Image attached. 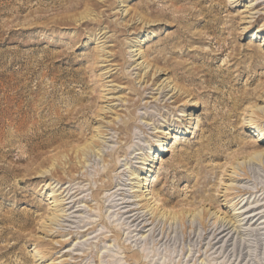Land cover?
Instances as JSON below:
<instances>
[{"label": "rangeland", "instance_id": "rangeland-1", "mask_svg": "<svg viewBox=\"0 0 264 264\" xmlns=\"http://www.w3.org/2000/svg\"><path fill=\"white\" fill-rule=\"evenodd\" d=\"M54 76L90 107L84 138L104 133L98 155L76 166L84 179L68 199L67 164L57 183L37 177L36 163L24 173L35 160L16 162L18 148L3 154L15 108L50 92ZM261 93L264 0H0V167L23 170H0V264H264V154L255 153L264 142L244 126L252 115L264 131ZM149 151L153 180L141 188L145 179L130 174L144 176ZM110 176L113 185L96 191ZM51 191L70 201L58 225L48 220L61 214ZM130 208L149 213L143 232L128 229ZM217 217L235 225L218 243Z\"/></svg>", "mask_w": 264, "mask_h": 264}, {"label": "bare ground", "instance_id": "bare-ground-1", "mask_svg": "<svg viewBox=\"0 0 264 264\" xmlns=\"http://www.w3.org/2000/svg\"><path fill=\"white\" fill-rule=\"evenodd\" d=\"M82 2H83V0H78L79 4H81ZM84 17H87V16H83L82 18H84ZM259 31L260 30L257 29L256 32H259ZM103 34H105V33H103ZM146 35L147 36L149 35V28L142 31V36L135 37L136 40L133 43L131 42L132 43L131 47H135L139 43L144 41L145 40L144 37ZM139 49L132 50V52L138 51ZM135 55H137V54H134L133 56H135ZM137 65L144 66L140 62H137ZM146 67L147 66L145 65L142 69H145ZM210 77H211V75H210ZM59 80H61V85H63L64 82L66 81V80H64L63 76H61V77L59 76V78L56 76L52 77L51 82L53 83V86H52L53 89L50 92L46 91V92L40 93L41 97L39 99H35L33 96V98H31L29 101H27L25 103L26 109H23L22 105L21 106L17 105L20 108H19V110L15 108L14 112L19 111V119H16L13 116L10 117L11 118L10 119V131L8 133V136H7L8 138L5 142V144H6L5 146H7L9 149L7 151H5L3 154H5L7 157H10V156H12L11 154L13 153L14 149L18 148V153H17L18 158H17L16 162H26L27 160L28 161L29 160H35V161L30 163L28 166L26 165L27 167L24 166V167H26V169H24V171L21 170L18 166H17L18 168L13 167L12 169H3L2 167H0V170H2L4 173L10 174V175H15V174L18 175L21 171H23L24 173H26V172L31 173V172L35 171V168H33L32 165H34L36 163L37 172H34V174H37L36 175L37 177H41V178H45L48 176L52 177V178L56 177L57 183H62L63 179L58 176V173L60 172V169L62 170V172H64L65 171V165L67 164L69 167L68 171H69V173H72V174H71L70 178L65 182L63 189H61L60 195L62 198H65L66 196H68L67 197V199H68V198H72L73 196L77 195V192L79 190V189L76 190L73 187V184L75 183V181L80 180V179H84V175H83V177L78 175L76 178L73 175L74 172H79V169H77L76 166L78 164H81L82 165L81 167H83L85 162L90 160L89 154H92V153L95 154L94 153L95 152L94 148L96 146L95 141L97 142L98 138L100 136H102L104 133H103V131H100V130L97 131L96 130L97 132L94 133L89 139L84 138L85 129H89L88 122L86 121V118H87V111L86 110L90 107L85 106L83 104L82 101L84 98L77 96V95H70V91H65V89H63L61 87L56 88L55 84ZM72 80H73V78H72ZM153 85H155V83H153L152 86ZM163 86L161 88H159V90L162 91L161 93H163V91L166 89V87H168V86L170 87V85H168V84H166L164 87ZM175 89H176V87H174V85H172V87L170 88L169 91H171V90L174 91ZM110 91H112V90H110ZM65 93H67L68 96L65 97ZM101 96L105 97V95H101ZM258 98L261 102H264V93H261L258 96ZM13 99H14V97H11V103L10 104L12 106H13V102H14ZM107 100H106V102H107ZM77 105H78V107H77ZM196 105H197V103L195 102L193 108L189 110L190 113L188 114V116H193L194 118L196 117L197 111L193 112V110L197 107ZM110 109L111 108L108 106L107 107H100L99 111L97 112V116H100L103 113L105 114V113L109 112ZM256 109H258V108H256ZM259 110L264 113V107H259ZM251 112L255 113L254 110H251ZM256 121L257 120H254L253 116L250 115L247 118V120H245V123H244L245 129L253 130V132H257L258 138L264 142V131H262L263 129L262 130L257 129V126L255 124ZM76 122L78 123V128H74L72 126V124H74V123L76 124ZM164 122L166 123L165 125H169V126L172 125V123L169 122L167 119H164ZM123 123L126 124L127 121H124ZM125 128L126 127L120 128V126H119L120 132L122 130H124ZM157 132H160V130H158ZM163 133H164L163 135H166L167 137L173 136L172 133L170 134L169 129H166ZM129 138H130V136H129ZM68 139H74V141L75 140L78 141L79 144H73L74 143L73 140L70 141ZM169 144L170 143H167V139H165L164 141L159 142L157 145L162 149V151H165V150H167V146ZM0 145H2V142H0ZM97 145H98V143H97ZM121 151H123L122 148H121ZM150 151H151V149H150ZM150 151H149V155H144V152H143V154H140V156H141L140 158H143L141 160L143 163L141 169H143L142 173H144V176L140 178L135 170L132 171L130 174L132 176L131 179H137V180L139 179V185H140V179L141 180L145 179V182L143 184H141V188L142 187H149L151 180H153L150 178V175H148V171L147 172L144 171V170H148L146 168V162L151 161L149 157H153L155 154L154 152H156V150H155L154 152H152V156H150V153H151ZM50 152H52L53 154L50 155L49 154ZM255 153L262 155V154H264V149L259 150L258 152H255ZM95 155H98V153ZM160 159H162V158H160ZM49 161L51 163L50 165L47 164ZM73 161L75 164H72ZM112 162H113L112 166L117 167V163L115 162V160H113ZM45 164H47V166L49 165L47 169H44L45 167H47V166H44ZM40 167H43V170H40L41 169ZM38 168H40V169H38ZM112 185H113L112 177L110 176L108 184L107 185L105 184L103 186H101V185L98 186L96 191H100V190L104 189L105 187H107V188L111 187ZM48 187H49V185H48ZM54 188H55V186L51 187L50 189L53 190ZM134 191H136V190H134ZM64 192H66L65 195H64ZM52 195H53V192L51 191L48 196L52 197ZM53 201L56 202L54 212L61 211V214H52V218L48 219V220L50 221L49 222L50 224L52 223V224L58 225L59 217H61V218L69 217V215L66 214V212L70 208H69V206H67V210H65V206L69 205L70 201H68V200L65 201L64 199H60V196L58 197L57 194L53 195ZM112 201H114V200H112ZM123 203H128V202L127 201L122 202L121 207H120V205H117V204H116V206H119V208H124V207H122ZM60 206H61V208H60ZM111 206L113 207L115 205H111ZM149 206H150V204H147V206L145 205V208L147 209ZM138 210H139V208H130L125 213H128L126 216V218L128 220V222H127L128 223L127 224L128 229L130 228V226L137 223L135 225L136 228L134 230H137L140 233V232L144 231V229L147 227V225H149L147 223V220H149V219L146 218V215H148L149 213L146 212L143 214V213H140V211H138ZM149 210H153L152 207ZM125 213H123V214H125ZM152 213H153V211L150 212V214H152ZM182 213L184 215L185 211H182ZM237 213H235V214H237ZM175 216H176V212H173V216H171V218H175ZM153 217L155 218V216H153ZM217 218L219 219L220 226L218 228H216L212 233V241L215 240L217 237H220L216 241V243L223 240L224 237L229 235L230 232L233 229H235V225L233 223L230 226H228L230 224V220L224 221V218H219V217H217ZM43 228H45L44 225H43ZM229 240H230V238L227 239L226 242H228ZM209 245H210V243H209ZM135 255L138 256V254H135ZM135 255H133V257H135Z\"/></svg>", "mask_w": 264, "mask_h": 264}]
</instances>
